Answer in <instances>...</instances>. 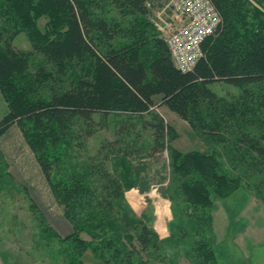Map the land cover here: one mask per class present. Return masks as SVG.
I'll list each match as a JSON object with an SVG mask.
<instances>
[{
  "label": "trees",
  "instance_id": "16d2710c",
  "mask_svg": "<svg viewBox=\"0 0 264 264\" xmlns=\"http://www.w3.org/2000/svg\"><path fill=\"white\" fill-rule=\"evenodd\" d=\"M149 1L0 0V93L8 108L0 135L11 125L21 129L65 215L77 217L79 228L97 241L95 251L115 256L117 242L123 246L117 232L134 233L131 241L138 246L129 256L157 247V236L127 207L113 212L123 186L109 167L111 155L134 152L130 138L139 140L143 132L150 133L152 153L170 146L177 133L157 107L166 106L216 150L208 155L170 151L171 174L189 207L208 211L209 223L213 198H228L242 185L264 198L262 13L250 0H208L219 24L201 42L193 69L181 72L150 26ZM21 33L28 51L13 44ZM213 83L238 93L219 96L210 89ZM112 114L125 115L117 140L76 156L74 150L85 153ZM96 115L103 121L97 123ZM196 251L200 264H215L205 243L199 242Z\"/></svg>",
  "mask_w": 264,
  "mask_h": 264
},
{
  "label": "rangeland",
  "instance_id": "374dc122",
  "mask_svg": "<svg viewBox=\"0 0 264 264\" xmlns=\"http://www.w3.org/2000/svg\"><path fill=\"white\" fill-rule=\"evenodd\" d=\"M250 2L264 18V0ZM170 3L171 0H150L148 3L150 26L163 42H166L170 26ZM44 24L45 20H41L40 27ZM13 44L24 51L30 49L24 33L19 34ZM210 89L219 96L238 93L236 88L224 83H213ZM155 111L177 133L170 146L152 153L149 151L150 133L143 132L139 140L130 138L134 152L111 155L109 167L123 186V197L113 212H123L127 207L141 226L157 236L156 248L129 256L132 248L138 246L136 241H131L134 233L128 236L125 232H117L121 234L123 245L117 242L118 256L105 250L95 251L93 245L97 241H92L79 228L77 217L71 219L65 215L27 138L19 127L11 125L0 135V264H200L196 251L199 242L210 248L215 264H264V198L259 199L254 190L242 185L241 191L237 190L228 198L211 199L213 207L209 210L208 223L205 218L208 211L204 214L201 213L204 210L195 211L185 201L180 184L171 174L169 154L171 149L183 155L192 152L215 154V147L207 146L166 106L157 107ZM7 112V104L0 93V121ZM124 118L122 114L106 117V125L102 124L89 140L85 153L75 149L76 156L93 154L104 142L114 143ZM95 121L103 120L96 115ZM139 147L142 149H137ZM67 154L70 155L69 151ZM222 170L231 172L226 166ZM197 216L204 220L198 223ZM117 220L115 217L112 221L119 224ZM110 236L114 235L108 233L107 238ZM78 238L87 244L79 247L75 240Z\"/></svg>",
  "mask_w": 264,
  "mask_h": 264
},
{
  "label": "built area",
  "instance_id": "2783aa9c",
  "mask_svg": "<svg viewBox=\"0 0 264 264\" xmlns=\"http://www.w3.org/2000/svg\"><path fill=\"white\" fill-rule=\"evenodd\" d=\"M170 9L166 44L174 66L188 72L201 57L200 44L214 33L219 17L208 0H171Z\"/></svg>",
  "mask_w": 264,
  "mask_h": 264
}]
</instances>
